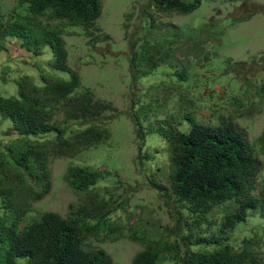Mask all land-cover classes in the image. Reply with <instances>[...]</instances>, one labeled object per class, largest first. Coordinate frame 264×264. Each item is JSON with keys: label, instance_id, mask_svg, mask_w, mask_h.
Listing matches in <instances>:
<instances>
[{"label": "trees", "instance_id": "obj_1", "mask_svg": "<svg viewBox=\"0 0 264 264\" xmlns=\"http://www.w3.org/2000/svg\"><path fill=\"white\" fill-rule=\"evenodd\" d=\"M150 3L148 10L153 5L159 13L186 15L201 0ZM3 7L0 3V53L10 55L0 66V264H20L21 259L26 264H115L92 238L112 244L127 238L141 244L144 248L132 264H264V130L249 140L228 117L211 125L191 113L159 119L150 129L140 120V106L134 105L135 187L120 180L118 163L103 167L76 162L82 152L111 139L107 125L117 112L82 86L80 75L68 65L64 35L75 34L70 28L79 27L88 47L97 49L96 24L104 0H16L8 10ZM153 27L149 24L150 30ZM150 43L132 51L134 82L146 75L137 70L138 54L147 51L154 58L168 47ZM37 58L44 71L36 80L28 63ZM198 91L188 89L187 102ZM201 99L194 100V106ZM255 99L264 101V93ZM181 119L190 122L189 132L180 129ZM148 133H156L163 143L148 148ZM60 159L73 160L64 180L80 202L69 206L66 217L32 209L50 194V166ZM142 189L158 194L169 225L149 221L142 226L139 208L121 224L114 222L129 211L130 198ZM134 214L138 221L129 225Z\"/></svg>", "mask_w": 264, "mask_h": 264}, {"label": "rangeland", "instance_id": "obj_2", "mask_svg": "<svg viewBox=\"0 0 264 264\" xmlns=\"http://www.w3.org/2000/svg\"><path fill=\"white\" fill-rule=\"evenodd\" d=\"M0 3L7 6L3 7L6 11L16 0H0ZM149 3L150 0H104L102 16L96 24L99 31L95 34L100 38L97 49L88 47V39L79 27L70 28L75 34L64 35L69 52L68 65L80 75L82 86L117 112L107 125L111 139L91 151L82 152L76 162L103 167L118 163L120 168L115 169H120V180L132 181L133 187L138 180L134 165V105L140 106V120L150 129L157 127L159 119H177L182 113H191L197 121L211 125H219L220 118L228 117L238 129L246 132L249 140L258 138L264 130V101L255 99L264 93V0H201L200 5L186 15L159 13L153 5V9L148 10ZM258 7L259 12L256 11ZM151 23L155 26L152 30ZM140 26L141 34H138ZM105 35L111 39L109 42L103 41ZM154 40L168 47L155 53L154 58L147 51L143 56L138 54L134 59L140 65L137 70L146 75L139 83L134 82L129 64L132 51L139 47L141 50L142 44L151 46ZM133 42H137L135 49ZM168 48L178 52L170 54ZM7 53H0V66L10 55ZM12 53L16 56L14 51ZM167 54L170 55L168 61H163ZM40 63H43L41 58L28 63L29 70L35 71L36 80L44 71ZM192 87L201 91L194 92L193 101L187 102L185 92ZM200 95L202 99L194 106ZM179 122L182 131H190L188 120ZM159 142L163 143L156 133L147 134L148 148L158 146ZM72 161L60 159L51 164L53 188L43 201L32 205L34 211H52L66 217L69 206L80 203L64 180ZM262 161L264 164V157ZM138 208L143 212L142 226L149 221L157 225L171 223L163 201L148 189L133 195L127 207L129 211L118 214L114 222L121 224L132 211L140 212ZM129 217V225L138 221L135 214ZM92 240L113 257L115 264H132V259L144 248L127 238L113 244L110 240L105 243ZM20 264H26V260L21 259Z\"/></svg>", "mask_w": 264, "mask_h": 264}]
</instances>
